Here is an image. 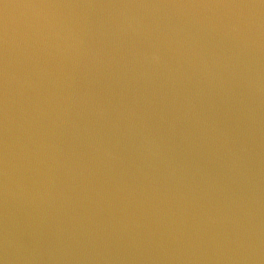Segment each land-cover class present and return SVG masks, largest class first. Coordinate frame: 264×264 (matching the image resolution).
<instances>
[{"label":"water","instance_id":"1","mask_svg":"<svg viewBox=\"0 0 264 264\" xmlns=\"http://www.w3.org/2000/svg\"><path fill=\"white\" fill-rule=\"evenodd\" d=\"M0 264H264V0H0Z\"/></svg>","mask_w":264,"mask_h":264}]
</instances>
